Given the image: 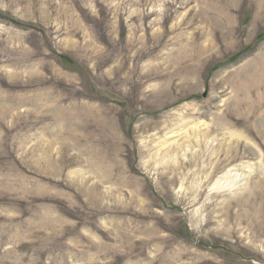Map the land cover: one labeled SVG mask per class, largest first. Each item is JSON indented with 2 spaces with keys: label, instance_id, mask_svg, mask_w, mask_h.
<instances>
[{
  "label": "rangeland",
  "instance_id": "374dc122",
  "mask_svg": "<svg viewBox=\"0 0 264 264\" xmlns=\"http://www.w3.org/2000/svg\"><path fill=\"white\" fill-rule=\"evenodd\" d=\"M0 264H264V0H0Z\"/></svg>",
  "mask_w": 264,
  "mask_h": 264
},
{
  "label": "bare ground",
  "instance_id": "6f19581e",
  "mask_svg": "<svg viewBox=\"0 0 264 264\" xmlns=\"http://www.w3.org/2000/svg\"><path fill=\"white\" fill-rule=\"evenodd\" d=\"M199 125V124H198ZM197 127V126H196ZM173 144H171V146H172ZM171 148V147H170ZM165 149V148H164ZM109 193H110V191H109ZM109 193H107L106 195L108 196V198L110 197L108 194ZM111 195V194H110ZM106 197V196H105Z\"/></svg>",
  "mask_w": 264,
  "mask_h": 264
}]
</instances>
